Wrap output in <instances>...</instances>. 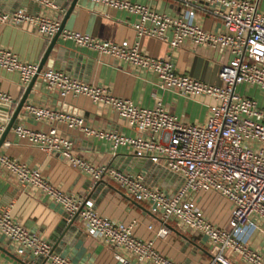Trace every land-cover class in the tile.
Masks as SVG:
<instances>
[{
    "label": "built area",
    "instance_id": "2783aa9c",
    "mask_svg": "<svg viewBox=\"0 0 264 264\" xmlns=\"http://www.w3.org/2000/svg\"><path fill=\"white\" fill-rule=\"evenodd\" d=\"M43 11L29 14L21 10H0V25H21L44 39L58 30L59 21L51 16L53 0H30ZM137 15L131 24L138 37H154L173 48L183 39L195 45L218 46L230 54L220 66V84L213 85L176 73L166 58H152L139 49L138 43L98 41L84 33L61 29L58 36L74 46L99 55L120 59L132 67L151 72L161 91H175L188 97L207 99L203 122L183 123L171 115L158 99L150 108L131 100L111 95L101 86L85 83L60 70L40 69L26 63L8 49H0V68L18 74L22 88L36 75L59 97L83 96L93 103L110 107L134 130L133 135L103 131L87 126L82 117L45 106L26 104L25 111L44 130L23 125L12 127L13 134L28 145L59 155L69 167L84 173L92 183L114 182L127 197L145 202L161 224L154 237L168 233L165 221L176 222L183 230L204 237L211 247L207 264H264L263 256L247 246L245 233L256 221L264 222V107L243 94L238 86L254 87L264 92V12L258 0H172L184 8V16L157 13L145 4L129 0H91ZM201 10L217 18L222 30H204L193 22ZM0 103L12 105L10 95L0 91ZM76 129L86 137L105 143L112 152L125 148L132 155L152 163H161L181 178L180 186L167 194L132 174L106 164H96L77 156L69 139L57 132V125ZM5 122L0 121V133ZM2 146L8 142L3 141ZM0 168L15 179L22 190H31L61 207L67 219L76 214L87 235L99 239L113 251L120 264H179L153 248L151 239L137 238L132 233L134 221L122 223L98 214L92 201L66 193L49 182L38 169L28 167L0 153ZM214 192L229 205L226 227L215 226L192 200L195 193ZM151 229V225L147 226ZM0 236L13 243L16 252L45 259L48 264H77L53 252L50 243L16 222L9 206L0 205ZM236 255L237 260L230 259Z\"/></svg>",
    "mask_w": 264,
    "mask_h": 264
},
{
    "label": "crops",
    "instance_id": "0c3cea01",
    "mask_svg": "<svg viewBox=\"0 0 264 264\" xmlns=\"http://www.w3.org/2000/svg\"><path fill=\"white\" fill-rule=\"evenodd\" d=\"M72 0H53L55 8L50 15L59 23ZM145 4L157 13L184 16V8L172 0H129ZM257 6L264 12V0ZM0 10H17L38 14L43 9L30 0H0ZM137 15L115 9L98 1L77 0L68 14L62 29L84 33L98 41L129 44L138 43L139 49L152 58H168L176 73L184 74L205 83L218 85V71L230 59V54L218 46L195 45L183 39L178 46L169 47L170 30L165 31L166 41L154 37H138L131 24ZM193 22L208 31H221L217 18L201 10L196 11ZM52 38V37H51ZM50 38V39H51ZM50 39H44L21 25H0V49H8L18 59L26 63L38 64ZM41 69L60 70L65 74L88 84L101 86L111 95L131 100L134 104L150 108L159 99L164 108L183 123L203 122L207 113V99L188 97L175 91H161L155 86L153 73L137 69L113 57L99 55L93 51L74 46L70 41L57 36ZM27 85V84H26ZM25 85V86H26ZM25 88V87H24ZM24 88L21 87L16 72L0 68V91L11 96L13 104L8 105L6 118L14 109ZM264 98V97H263ZM256 100V99H255ZM257 101V100H256ZM258 105L264 107L257 101ZM26 104L45 106L82 117L85 124L93 129L114 131L124 135L135 134L127 122L106 106L93 103L83 96L59 97L50 91L42 81L35 82L16 116L15 125L29 129L44 130V123L35 121L26 113ZM0 105H3L0 103ZM4 117L0 112V119ZM57 132L71 143L73 152L96 164H106L132 174H140L145 183L172 194L181 184V178L165 168L161 163H152L145 158L132 155L127 149L115 151L93 137H86L76 129L57 125ZM0 146V153L14 158L28 167L36 168L60 190L88 198L93 209L100 215L122 223L134 221L132 233L141 239H151L153 248L163 256L179 264H207L211 247L206 239L183 230L172 220L163 224L168 229L165 237H154L161 224L157 214H152L145 202L135 201L123 194L112 181L104 180L92 191V181L84 173L78 172L55 153H47L28 145L16 137L12 128ZM192 200L215 226L224 228L229 217L228 203L214 192L199 191ZM0 205L9 206L12 218L35 232L50 243L53 252L66 256L77 264H120L113 258V251L95 237L86 234L80 221L64 231L67 216L60 206L31 190H22L9 173L0 168ZM151 225V229L147 226ZM248 247L264 258V222L256 221L255 227L245 233ZM230 259L237 260L236 255ZM0 264H48L41 258L24 252L18 254L10 241L0 236ZM148 264V263H144Z\"/></svg>",
    "mask_w": 264,
    "mask_h": 264
},
{
    "label": "water",
    "instance_id": "95a60500",
    "mask_svg": "<svg viewBox=\"0 0 264 264\" xmlns=\"http://www.w3.org/2000/svg\"><path fill=\"white\" fill-rule=\"evenodd\" d=\"M77 0H72L68 6V8L66 9L64 15H63V18L62 20L60 21L59 23V27H58V30L56 31V33L52 36V38L50 39L49 43H48V46L45 50V52L43 53L39 63L37 64V72L41 69V67L43 66L46 58H47V55L48 53L50 52L52 46L54 45L55 41H56V38L60 32V30L63 28L64 26V22L68 16V14L70 13V11L72 10L73 6L75 5ZM37 81H41L39 78L36 77V75H33L29 82L27 83V85L25 86L24 90H23V93L21 95V97L19 98V100L17 101L14 109L12 110V112L10 113V115L6 118V115L8 113V107L7 105H0V112L3 113V116L0 121L2 122H5V127L4 129L2 130V132L0 133V146H1V143L4 141V138L7 134V132L10 130V128L14 127L15 126V121H16V116L17 114L20 112L24 102H25V99L32 87V85L37 82ZM103 183V181L101 180H98L96 182L93 183V186L91 188V190L93 191L97 185ZM77 220L76 218V214L73 215L72 217H70L69 219H67L65 221V226H64V231L70 227L71 225L74 224V222ZM43 261H45V259H43Z\"/></svg>",
    "mask_w": 264,
    "mask_h": 264
},
{
    "label": "rangeland",
    "instance_id": "374dc122",
    "mask_svg": "<svg viewBox=\"0 0 264 264\" xmlns=\"http://www.w3.org/2000/svg\"><path fill=\"white\" fill-rule=\"evenodd\" d=\"M260 2L261 0H259V7H260ZM236 90L240 93V94H243V95H246V96H250L254 99H256L260 104H262V100H263V103H264V92H261L257 89H255L254 87H243V86H238L236 88Z\"/></svg>",
    "mask_w": 264,
    "mask_h": 264
}]
</instances>
